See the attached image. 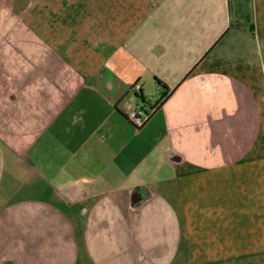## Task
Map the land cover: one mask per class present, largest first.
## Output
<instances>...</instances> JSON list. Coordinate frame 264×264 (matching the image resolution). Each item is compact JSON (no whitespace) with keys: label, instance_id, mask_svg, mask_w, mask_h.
Masks as SVG:
<instances>
[{"label":"crops","instance_id":"1","mask_svg":"<svg viewBox=\"0 0 264 264\" xmlns=\"http://www.w3.org/2000/svg\"><path fill=\"white\" fill-rule=\"evenodd\" d=\"M0 264H264V0H0Z\"/></svg>","mask_w":264,"mask_h":264},{"label":"built area","instance_id":"2","mask_svg":"<svg viewBox=\"0 0 264 264\" xmlns=\"http://www.w3.org/2000/svg\"><path fill=\"white\" fill-rule=\"evenodd\" d=\"M140 87L136 86L135 91H139ZM126 116L136 129H142L149 121V115L146 114L142 105L129 106Z\"/></svg>","mask_w":264,"mask_h":264},{"label":"trees","instance_id":"3","mask_svg":"<svg viewBox=\"0 0 264 264\" xmlns=\"http://www.w3.org/2000/svg\"><path fill=\"white\" fill-rule=\"evenodd\" d=\"M156 83L161 86L163 89L162 95L159 100L155 102H151L150 100H147L144 98L142 94L136 93V97L141 101L143 109L145 110L146 114L149 115V120L151 116L154 114V112L163 104V102L166 100V97L168 96L169 88L166 87L163 83L156 80Z\"/></svg>","mask_w":264,"mask_h":264},{"label":"rangeland","instance_id":"4","mask_svg":"<svg viewBox=\"0 0 264 264\" xmlns=\"http://www.w3.org/2000/svg\"><path fill=\"white\" fill-rule=\"evenodd\" d=\"M148 87H152V86L149 85ZM148 90H150V91H146L147 94H155V93H154V89H152L153 91H151V89H148ZM155 92H156V91H155Z\"/></svg>","mask_w":264,"mask_h":264}]
</instances>
